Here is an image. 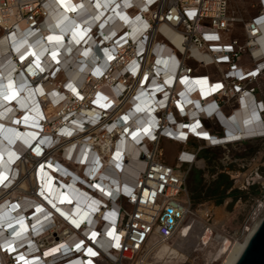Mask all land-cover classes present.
I'll return each mask as SVG.
<instances>
[{
    "label": "built area",
    "instance_id": "built-area-1",
    "mask_svg": "<svg viewBox=\"0 0 264 264\" xmlns=\"http://www.w3.org/2000/svg\"><path fill=\"white\" fill-rule=\"evenodd\" d=\"M49 1L0 0V41L10 55L0 83L21 88L15 98L28 100L35 133L17 158L25 171L9 187L0 184V204L9 201L5 212L15 206L10 190L25 177L28 211L49 195L37 221V212L28 215L31 254L39 257L31 264H156L151 241L170 240L196 216L186 184L189 170L208 162L201 153L222 149L220 162H242L234 155L242 144L264 139L236 136L246 127L237 116L242 108L252 117L247 126L264 125V101L257 99L264 94V0L242 7L236 0H102L96 16L94 0H79L81 52L76 67L66 69L9 51L21 26L40 32ZM243 56L250 66L238 63ZM210 67L213 74L202 73ZM74 68L78 81L70 76ZM8 101L0 113L17 109ZM14 123L18 135L21 125ZM165 140L181 146L173 164L165 161ZM126 164L125 179L117 178L115 165ZM44 172L52 177L46 174V189ZM61 195L70 197L69 211L58 206ZM213 216L207 214L208 224ZM6 248L2 264H20ZM185 251L187 264L200 257L215 262Z\"/></svg>",
    "mask_w": 264,
    "mask_h": 264
},
{
    "label": "bare ground",
    "instance_id": "bare-ground-1",
    "mask_svg": "<svg viewBox=\"0 0 264 264\" xmlns=\"http://www.w3.org/2000/svg\"><path fill=\"white\" fill-rule=\"evenodd\" d=\"M94 1L96 5L90 4V11L92 12L91 14L95 15L98 12V5L103 2L102 0ZM83 5L84 4L80 3L79 0L49 1L43 9L44 15L40 23V32L35 33L33 29H29L24 25L21 26L19 30L20 33L12 39L9 46L11 56L13 58H21L25 53H28L32 59H42L47 66L55 62H60L58 63L59 67H63L64 69L67 68V65L71 66V62H74L75 66L77 58L80 57L79 53L81 52L76 45L79 42L80 32L78 23L82 19L81 9L79 8ZM7 51L8 49L4 41H0V75L5 77L8 76L7 67L10 64V55ZM90 68L91 67H88V69ZM70 71L71 79L75 81L80 80L81 74L76 68ZM8 84L7 82H5V84L0 83V94H5V98L9 101L14 99L12 104L15 103L17 109L11 107L9 108L12 109L10 114L8 113L9 110L5 113H0V184L6 187H9L14 182L13 180L20 172L23 173L25 171V168L17 158L27 148L25 140L35 137V133L30 130L34 127L32 124V118H34V116L29 115L28 111L31 106L28 100L24 95L15 98V96L18 95L17 90H21V88L11 89L12 84ZM7 100L0 96V106L6 105ZM17 112H20V114H27L31 119L29 120L27 118L28 120L22 121L19 119V115H16L18 118H15L14 115ZM89 114H91V111ZM237 116H239L242 122L244 121V125H246L242 130L237 131V137L264 135V125H258L257 127L254 125L247 126V122L252 118L248 109L242 108V110L237 112ZM14 122H18L19 126L21 125L18 135H16V127L13 126L15 124ZM6 167L11 169L10 175H7ZM118 168L120 171H118ZM128 168L129 164L118 167L115 165L114 171L118 176L117 178L124 180ZM46 174L48 176L50 173L44 172L41 179V186L45 189L48 188L49 181ZM50 178L52 177L50 176ZM242 179L243 178H241V180ZM28 190V178L19 179L17 184L11 188L10 191L13 192L9 196L10 198H15L12 201L17 200L14 204L15 206L9 210L7 209L8 212H5L6 208L9 207V201L0 204V241H2L0 243V248L7 247L6 250L10 253H17V259L21 260L20 264H31L39 258L37 257L38 254H31L35 252L36 247L31 237L32 230L30 221H32V219L36 221L41 217L40 210L43 209L44 205L49 206L48 203L50 200L49 195L44 196L48 202L41 200V205L37 206L35 210L28 211V206L30 204ZM18 191L22 194H20L19 198H16ZM49 194H51L54 199L57 197L55 191ZM24 196L26 197L25 199H23ZM61 196L58 199V206L69 211L71 206L65 204L70 200V197ZM51 203L55 204V201H50V204ZM33 211L38 214L32 216V219L28 221V215ZM214 216L210 225L205 222V213H202L201 217L194 216L193 219L191 218L192 220L189 225H183L178 233L170 240H152L150 243L152 248V260L156 264H181L187 260L188 255L185 250L190 246L201 252L206 263L220 257L221 261L219 264H234L243 251L248 239L259 225L262 218H264V204L258 203L256 208H254L240 239L235 236L230 238L222 230L223 224L230 222L231 218L230 215L225 213L223 208H217L214 212ZM36 228L37 227H34V230ZM38 232L39 231H36L34 234ZM214 232L215 235L213 234ZM98 244L101 243L99 242ZM43 262L45 264L49 263L47 259L43 260ZM88 264L92 263L89 262Z\"/></svg>",
    "mask_w": 264,
    "mask_h": 264
},
{
    "label": "rangeland",
    "instance_id": "rangeland-1",
    "mask_svg": "<svg viewBox=\"0 0 264 264\" xmlns=\"http://www.w3.org/2000/svg\"><path fill=\"white\" fill-rule=\"evenodd\" d=\"M249 1L251 0L245 2L236 0L234 5L247 6ZM247 15V13L244 14L246 17ZM234 33L239 34V28H236ZM253 148H259L257 152L260 156L256 154L254 158L237 163H222L219 160L224 151L222 149L211 150L212 154H216V159L213 162H205L203 168L192 167L187 175L186 185L193 203L195 217H201L202 213H205L204 218H206L208 213L214 214L217 208H223L231 218L230 222L223 224L222 230L230 238L235 236L240 239L242 237L243 230L253 212L252 208H256L258 201L264 202V139L255 142ZM163 151L166 159H173L171 149L165 147ZM225 169L230 170L229 175H225L231 184V191H224L223 198L220 200L219 192L221 193L223 188L218 185V181L221 180L222 172ZM215 172H218V175L213 177ZM241 178L243 179L241 180ZM193 249L195 254L202 255L199 250ZM2 260L0 252V264ZM213 261H215L214 264H219L221 258ZM187 262L188 260L183 263L187 264ZM197 264H204L201 257L197 260Z\"/></svg>",
    "mask_w": 264,
    "mask_h": 264
},
{
    "label": "crops",
    "instance_id": "crops-1",
    "mask_svg": "<svg viewBox=\"0 0 264 264\" xmlns=\"http://www.w3.org/2000/svg\"><path fill=\"white\" fill-rule=\"evenodd\" d=\"M234 35H237L234 33ZM238 63L240 65H242L243 67H248L250 66V61L248 59L247 56H243L239 61ZM214 72V69L213 68H207L206 70H203L202 73H209V74H213ZM262 85H264V83H262ZM258 100H262L264 101V94L262 95H258L257 97ZM224 113L225 114H228L230 112L229 109L225 108L224 110ZM205 126L208 125V121H204L203 122ZM258 140H249L247 142H245L244 144H242V148L244 149V151L242 152H236L234 153L235 156L241 158L242 160H246L248 158H254L255 155L258 153L257 151L259 150V148L257 149H254L253 148V145L255 142H257ZM162 147L163 149H165V147L169 148L172 150V154H173V159H166L165 158V161L168 163V164H173L174 161H175V157H176V154L177 152L180 150L181 146L178 145V144H175V143H172L170 141H163L162 143ZM201 157L205 158L208 160V162H213L215 159H216V154H212L210 151H203L201 153ZM230 169V168H229ZM224 170L222 173L223 175H221V180L218 181V185L220 186L221 185V188H223L225 190V192H230L231 191V184L230 182L227 180V176L225 174H228L230 170ZM229 175V174H228ZM38 220V219H37ZM36 220V221H37Z\"/></svg>",
    "mask_w": 264,
    "mask_h": 264
},
{
    "label": "water",
    "instance_id": "water-1",
    "mask_svg": "<svg viewBox=\"0 0 264 264\" xmlns=\"http://www.w3.org/2000/svg\"><path fill=\"white\" fill-rule=\"evenodd\" d=\"M234 264H264V218L248 239Z\"/></svg>",
    "mask_w": 264,
    "mask_h": 264
},
{
    "label": "trees",
    "instance_id": "trees-1",
    "mask_svg": "<svg viewBox=\"0 0 264 264\" xmlns=\"http://www.w3.org/2000/svg\"><path fill=\"white\" fill-rule=\"evenodd\" d=\"M216 191V190H215ZM224 189L221 191V193L219 192V194H220V200H222V198H223V193H224Z\"/></svg>",
    "mask_w": 264,
    "mask_h": 264
},
{
    "label": "snow or ice",
    "instance_id": "snow-or-ice-1",
    "mask_svg": "<svg viewBox=\"0 0 264 264\" xmlns=\"http://www.w3.org/2000/svg\"><path fill=\"white\" fill-rule=\"evenodd\" d=\"M79 247V246H78ZM93 255H95V253H93Z\"/></svg>",
    "mask_w": 264,
    "mask_h": 264
}]
</instances>
